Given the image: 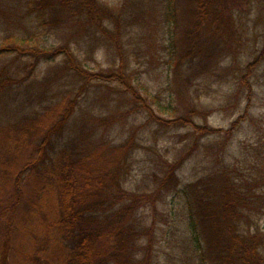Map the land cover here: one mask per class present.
I'll return each instance as SVG.
<instances>
[{"label":"rangeland","instance_id":"1","mask_svg":"<svg viewBox=\"0 0 264 264\" xmlns=\"http://www.w3.org/2000/svg\"><path fill=\"white\" fill-rule=\"evenodd\" d=\"M24 1L0 0V41L39 32L44 46L67 44L93 74L123 70L144 101L133 100L117 77L97 75L86 81L77 76L63 55L41 58L32 70L30 56H0V161L12 147H22L14 140L18 134L27 139L31 132L25 126L36 112L79 93L61 143L83 140L94 146L105 134L112 146H120L134 138L124 179L129 190H155L164 162L179 159L182 187L223 169L250 189L264 180V0H238L229 35L210 38L201 55L185 59L181 73L176 66L183 35H176L174 46L164 0H97L118 15V40L73 22L45 25L26 17ZM108 23L117 30L114 22ZM23 152L25 160L30 152ZM18 164L16 160L14 167ZM0 187L3 204L7 192L2 180ZM157 209V216L151 204L139 210L145 223H156L154 264H202L180 193L167 191ZM250 223L264 264V212L255 213ZM18 243L16 238L13 247Z\"/></svg>","mask_w":264,"mask_h":264},{"label":"trees","instance_id":"2","mask_svg":"<svg viewBox=\"0 0 264 264\" xmlns=\"http://www.w3.org/2000/svg\"><path fill=\"white\" fill-rule=\"evenodd\" d=\"M237 1L164 0L172 44L177 46L176 35H183L177 73L185 59L203 53L210 38L229 35ZM24 5L26 17L50 27L73 22L115 40L122 34L118 15L97 0H25ZM110 21L117 26L114 32ZM42 41L39 32L28 39L9 36L0 41V56L15 52L30 56L32 70L41 58L63 55L77 76L86 81L97 75L117 77L133 100L144 101L123 70L93 74L67 44L47 47ZM78 102L79 93L36 112L25 126L30 138L18 134L14 142L22 147H12L0 161V181L7 192L0 203V264H154L156 223H145L139 210L151 204L157 216V202L170 190L179 192L185 202L202 264H263L258 235L250 223L255 213L264 212L263 178L257 181L260 190L250 189L223 169L182 187L178 169L183 160H167L155 190H129L124 179L134 138L120 146H112L105 134L94 146L83 140L61 143ZM23 151L30 152L25 160ZM24 204L29 208L23 209ZM16 238L19 243L13 247Z\"/></svg>","mask_w":264,"mask_h":264}]
</instances>
